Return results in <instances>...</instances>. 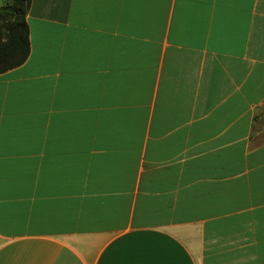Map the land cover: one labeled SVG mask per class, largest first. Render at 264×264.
<instances>
[{"label": "crops", "instance_id": "0c3cea01", "mask_svg": "<svg viewBox=\"0 0 264 264\" xmlns=\"http://www.w3.org/2000/svg\"><path fill=\"white\" fill-rule=\"evenodd\" d=\"M0 74V264H264V0H30Z\"/></svg>", "mask_w": 264, "mask_h": 264}, {"label": "trees", "instance_id": "16d2710c", "mask_svg": "<svg viewBox=\"0 0 264 264\" xmlns=\"http://www.w3.org/2000/svg\"><path fill=\"white\" fill-rule=\"evenodd\" d=\"M30 0H12L0 8V74L20 67L29 55L28 27L25 15Z\"/></svg>", "mask_w": 264, "mask_h": 264}, {"label": "rangeland", "instance_id": "374dc122", "mask_svg": "<svg viewBox=\"0 0 264 264\" xmlns=\"http://www.w3.org/2000/svg\"><path fill=\"white\" fill-rule=\"evenodd\" d=\"M12 0H0V8L11 6ZM1 26V21H0Z\"/></svg>", "mask_w": 264, "mask_h": 264}]
</instances>
